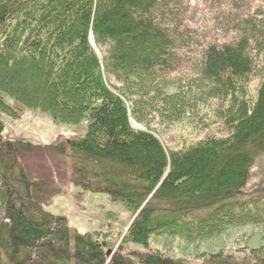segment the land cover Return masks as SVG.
<instances>
[{
  "label": "trees",
  "instance_id": "1",
  "mask_svg": "<svg viewBox=\"0 0 264 264\" xmlns=\"http://www.w3.org/2000/svg\"><path fill=\"white\" fill-rule=\"evenodd\" d=\"M21 106L89 119L42 150L69 149L75 183L137 214L115 252L45 209L60 191L26 164L37 145L3 134ZM263 154L264 0H0V264H264V242L152 245L264 234L243 200Z\"/></svg>",
  "mask_w": 264,
  "mask_h": 264
},
{
  "label": "rangeland",
  "instance_id": "2",
  "mask_svg": "<svg viewBox=\"0 0 264 264\" xmlns=\"http://www.w3.org/2000/svg\"><path fill=\"white\" fill-rule=\"evenodd\" d=\"M13 102L11 98H8ZM17 115H3L5 124L4 137L22 139L37 145L38 154L27 156L26 164L34 175L49 178L59 189L51 203L45 206L47 211L66 218L73 233H95L106 236V240L114 252L122 242L133 217L132 211L122 200H114L107 192H97L85 189L75 183L72 178V166L70 164V150L64 154L46 158L45 147L55 143L70 141L73 137L84 136L87 132L89 119L85 118L81 123H69L57 121L53 116L39 108L21 106ZM136 128H143L133 121ZM253 176L245 188L244 199H258L259 203L253 206L264 208V154L259 157L253 167ZM260 188V189H257ZM258 196V198H257ZM252 207L251 203L246 204ZM246 243L254 246L264 242V234H260L252 227L239 228L230 235L222 236L208 242L183 245L178 239L154 238L152 245L175 256H194L205 251H218L222 248L234 246V244ZM130 247H133L130 245ZM110 252V251H109Z\"/></svg>",
  "mask_w": 264,
  "mask_h": 264
}]
</instances>
